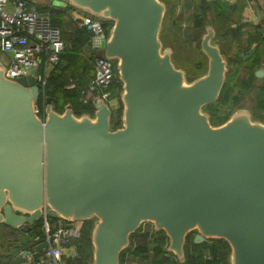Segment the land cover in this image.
Wrapping results in <instances>:
<instances>
[{"label": "water", "instance_id": "obj_1", "mask_svg": "<svg viewBox=\"0 0 264 264\" xmlns=\"http://www.w3.org/2000/svg\"><path fill=\"white\" fill-rule=\"evenodd\" d=\"M27 1L109 24L95 56L114 62L119 125L98 95L79 114L47 97L40 115V85L6 77L13 52L0 53V226L90 221V264H120L143 224L166 237L179 264L191 233L195 244L224 241L228 264H264V121L246 97L211 123L205 107L218 100L229 64L212 20L199 42L206 69L189 78L161 40L164 0Z\"/></svg>", "mask_w": 264, "mask_h": 264}, {"label": "trees", "instance_id": "obj_2", "mask_svg": "<svg viewBox=\"0 0 264 264\" xmlns=\"http://www.w3.org/2000/svg\"><path fill=\"white\" fill-rule=\"evenodd\" d=\"M25 1L28 5L33 6L40 15L48 18L50 25L59 30L60 37L64 43V49L59 54L58 60L55 63L50 64L47 61V53L45 51L40 55L38 73L43 76L45 84L40 86V96L36 102L39 114H43V107L47 97L51 98L53 105L58 111H61L66 103H70L76 114L92 112L90 103H82L84 89L93 79V60L95 55L89 49L90 33L84 27L80 26L76 19L70 17L72 9L68 6L56 7L51 4L35 5L30 1ZM166 3L167 11L164 16L163 26L167 15L172 14V6L169 2ZM210 6L214 8L218 16H224L226 12H230L229 6L219 0L214 1ZM208 9L209 5L203 4L199 8L201 13L198 14V7H195L193 10L195 12H193V17L190 20L203 24V21H200L199 17L204 15ZM104 24L106 27L109 26L108 23ZM250 27L252 28L249 29L246 43L248 45L255 43L256 49L249 54L243 66L247 72V77L243 82L247 84V87L251 86L255 79L253 71L259 66L262 59L260 46L261 43H264L263 29L260 28L261 26L258 24L251 25ZM256 28L261 29L259 31L260 35L255 34ZM22 34L25 33L22 32ZM84 47L87 51L83 50ZM220 47L222 49V46ZM236 69L232 77L228 76L230 70L228 69L218 100L212 105L205 107V110L210 113V120L213 124H219L217 121L223 122L239 102L236 103V97L233 95V90L237 85L235 81ZM119 89L120 83L116 78V82L111 85L108 91L111 96L118 97ZM232 101H235L234 105H232V110L226 115L221 116L219 106H228ZM251 105L255 117H257V112L264 113V82L262 88H259V93L252 99ZM228 109L230 110V106ZM118 114L119 110H117V114L114 113L116 117L112 123L113 128L119 125ZM46 221L49 224L57 223V220L51 218H47ZM43 224L44 219L36 221L29 232H21L3 225L0 226V264H16L13 261V257L14 254L20 251H35L32 264H39L42 254L37 249V245L45 239ZM78 224L79 237L72 241L76 252L74 256L64 259L66 264H90L91 244L89 241V232L92 224L90 221L80 222ZM56 227L58 225L54 228ZM192 234L187 236L184 245V264H228L226 261L228 246L224 241L208 240L195 244L193 243ZM165 246L166 244L159 242L156 237H152L149 231L141 233L140 227L131 235L129 247L120 254V264H179L174 256L165 252Z\"/></svg>", "mask_w": 264, "mask_h": 264}, {"label": "built area", "instance_id": "obj_3", "mask_svg": "<svg viewBox=\"0 0 264 264\" xmlns=\"http://www.w3.org/2000/svg\"><path fill=\"white\" fill-rule=\"evenodd\" d=\"M75 16L78 24L90 33L89 49L96 55L102 49L101 44L106 39L108 27L94 17L80 16L77 13ZM243 20L245 23L249 22L246 17ZM63 49L64 43L59 30L50 25L46 16L40 15L25 0H0V53L13 52V58L6 66V77L16 79L31 75L42 86L45 80L37 72L41 53L45 51L47 61L52 64L58 60ZM116 78L114 62L94 56L93 79L84 89L82 103L89 104L91 98L98 95L114 108L118 97L111 96L108 89L116 82ZM43 230L47 247L39 264H66L64 251L80 234L77 223L70 228L61 225L51 229L45 219ZM24 257L25 264H32L30 255Z\"/></svg>", "mask_w": 264, "mask_h": 264}, {"label": "rangeland", "instance_id": "obj_4", "mask_svg": "<svg viewBox=\"0 0 264 264\" xmlns=\"http://www.w3.org/2000/svg\"><path fill=\"white\" fill-rule=\"evenodd\" d=\"M167 0L172 6V14L167 15L165 24L163 26V31L161 33V40L166 46L173 47L172 59L175 65L179 68H182L186 71L189 78H194L202 74L206 69V59L201 53L199 48L200 35L203 32V24L201 28L195 26V21H191L190 18L193 17V12L190 10V5L192 3L197 5L199 0ZM232 5V1L227 0ZM237 1V0H236ZM238 6L234 12L226 13L224 16L218 17L214 15L212 7L209 5V9L206 13V18L214 20V27L219 34L218 40L222 46L224 52L230 58V63L228 68V76H234L235 69L237 70L236 74V87L233 90V95L236 97V103L243 100L245 97H251V100L259 93V88L263 86V82L260 79H254L253 84L247 87V84L244 81L247 77V72L243 68L245 65V60L249 56L248 50L251 49V45L246 43L248 39L249 29L252 27L244 24L243 18L240 16L241 12V1H237ZM261 5H264V0H261ZM211 17V18H210ZM207 20V19H206ZM205 21V19H204ZM234 24L235 28H240L239 31L231 30V25ZM264 26V20L262 21ZM197 27V29L195 28ZM262 28V27H260ZM260 28H256L255 34L260 35ZM217 34V35H218ZM254 34V35H255ZM255 44H253L254 46ZM256 46V45H255ZM253 47L256 49V47ZM260 52L262 58H264V43H261ZM241 66H240V65ZM228 106H219V113L221 116L226 115L232 109L235 101L230 102ZM230 106V110L228 107ZM114 113L117 114V110L120 109L119 101H116L114 106ZM257 118L264 121V113L257 112ZM260 116V117H259ZM116 115H114L115 119ZM221 122V121H217ZM144 231H149L152 237H156L159 242L167 244L165 236L161 233L154 234L150 224H143L141 226V233ZM136 264V263H132Z\"/></svg>", "mask_w": 264, "mask_h": 264}, {"label": "crops", "instance_id": "obj_5", "mask_svg": "<svg viewBox=\"0 0 264 264\" xmlns=\"http://www.w3.org/2000/svg\"><path fill=\"white\" fill-rule=\"evenodd\" d=\"M165 2L167 1V0H164ZM194 2H196L195 0H193ZM214 1H216V0H199L198 1V3H197V5H195L194 3H193V5H192V3H191V5H190V10H192V12H195V11H193L194 10V8L195 7H198V10H197V13L198 14H200L201 13V11L199 10V8L203 5V4H211L212 5V3L214 2ZM219 1H221L222 3H224V4H226V5H228L229 6V8H230V12H234V10L235 9H237V6H238V3H237V1L236 0H230V1H232V5H229L230 3L227 1V0H219ZM239 1H241V5H242V7H241V12H240V16L242 17V18H248L249 19V26H251V25H260L261 27H262V29L264 30V26H263V24H262V21L264 20V5H261L262 3H261V0H239ZM213 9V11H214V15H216V13H215V10H214V8H212ZM230 12H226V13H230ZM207 13V12H206ZM206 13L204 14V15H201L200 17H199V20L200 21H203V27H204V24H205V21H206V19H208V18H206ZM225 13V14H226ZM76 15V12H74L73 10H71V12H70V17L71 18H74L75 19V16ZM216 16H218V15H216ZM218 17H221V16H218ZM211 18V17H210ZM204 19H205V21H204ZM212 20V19H211ZM212 22H213V25H214V20H212ZM195 23V26H197V25H199L198 26V28L200 29L201 28V23H196V22H194ZM196 29H197V27H195ZM230 28V31L231 30H237V31H239L240 30V28H235L234 27V24H232L231 25V27H229ZM217 31V30H216ZM218 34V33H217ZM218 36H219V34H218ZM221 46V45H220ZM253 46V44H251V47ZM83 50L85 51L86 50V48L84 47L83 48ZM222 50H223V48H222ZM87 51V50H86ZM223 52H224V50H223ZM225 54H226V52H224ZM39 70V69H38ZM37 72H39V71H37ZM56 225H58V226H61L62 225V222H60V221H57V223H53V224H49V226H50V228L52 229H54V227L56 226ZM77 225L79 226V224L77 223ZM44 241H45V239H44ZM43 242V241H42ZM75 252H76V248H75V246L74 245H72V243L69 245V247L64 251V259H67V258H69V257H72V256H74L75 255ZM34 253H35V251H32V252H30V251H20V252H18V253H16V254H14V257H13V261L16 263V264H25V261H26V258L24 257V255L26 256V255H30L31 256V258H32V261H33V256H34ZM41 254H42V256L41 257H43V254L44 253H42L41 252ZM16 257H20V262H16L15 261V258Z\"/></svg>", "mask_w": 264, "mask_h": 264}, {"label": "flooded vegetation", "instance_id": "obj_6", "mask_svg": "<svg viewBox=\"0 0 264 264\" xmlns=\"http://www.w3.org/2000/svg\"><path fill=\"white\" fill-rule=\"evenodd\" d=\"M244 24H246V25L249 26V23H248V22H247V23L244 22ZM214 28H215V27H214ZM262 33H263V35H264V30H262ZM215 36H216V38L218 39V35H217L216 28H215ZM252 44H255V43H252ZM254 46H255V45H254ZM254 46H252L251 49L248 50L249 54H251V52L253 51V47H254ZM226 56H227V59H228V63H230V58L228 57L227 54H226ZM248 57H249V56H248ZM246 59H247V58H246ZM228 66H229V64H228ZM259 68L264 69V58L261 59V61H260V63H259V66L253 71V74H254V72H255L256 70H258ZM228 69H229V68H228ZM254 76H255V74H254ZM255 78L264 81V71H263L262 77L258 78V77L255 76ZM245 98H246V97H245ZM245 98H244V99H245ZM244 99H243V100H244ZM243 100H241L240 102H242ZM240 102H238V104H239ZM238 104H237V105H238ZM251 104H252V103H251ZM251 108H252V105H251ZM153 233H154V232H153ZM154 234H155V233H154ZM193 237H194V233L192 234V238H193Z\"/></svg>", "mask_w": 264, "mask_h": 264}]
</instances>
